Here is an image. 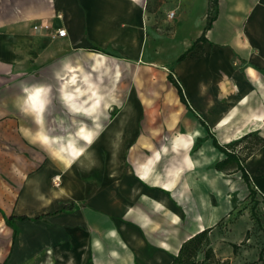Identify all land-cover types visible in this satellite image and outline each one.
I'll return each mask as SVG.
<instances>
[{
    "label": "crops",
    "instance_id": "crops-1",
    "mask_svg": "<svg viewBox=\"0 0 264 264\" xmlns=\"http://www.w3.org/2000/svg\"><path fill=\"white\" fill-rule=\"evenodd\" d=\"M217 4L197 41L209 0H0V264H170L244 194L213 137L264 138V0Z\"/></svg>",
    "mask_w": 264,
    "mask_h": 264
},
{
    "label": "trees",
    "instance_id": "trees-1",
    "mask_svg": "<svg viewBox=\"0 0 264 264\" xmlns=\"http://www.w3.org/2000/svg\"><path fill=\"white\" fill-rule=\"evenodd\" d=\"M217 1L218 0H209L206 26L202 32V35L197 39V41L204 40L206 30L211 26L212 21L216 18L218 6ZM193 46L194 45H192L190 49H192ZM94 49L102 51L98 48ZM186 54L187 52L180 55L178 60L184 59ZM252 137H256L255 139L257 143L254 144V142H252V145L249 146L248 141ZM213 145L225 156L223 159L214 163V168L218 171H229V173L240 171L241 178L250 190L249 196L251 198V194L253 196L255 191L254 188L250 186V178L243 166V163L252 155L254 151H256L259 147L264 146V138L259 136L257 131H254L246 133L241 138L229 142L223 146L219 145L216 139L213 137ZM262 203L264 205V198H262ZM20 219H24V217H20ZM221 220L214 226L205 228L184 240L181 243L177 253L173 256L170 264H229L228 259L220 260V258L216 256L211 246L210 233L213 227L217 226ZM248 238L249 230L245 232L244 240L241 243H243L245 239L247 240ZM229 245L231 246L233 253H236L239 245L236 243H230ZM256 263L264 264V246L260 248Z\"/></svg>",
    "mask_w": 264,
    "mask_h": 264
},
{
    "label": "rangeland",
    "instance_id": "rangeland-1",
    "mask_svg": "<svg viewBox=\"0 0 264 264\" xmlns=\"http://www.w3.org/2000/svg\"><path fill=\"white\" fill-rule=\"evenodd\" d=\"M257 134L260 136V131ZM255 138L252 137L248 141L249 146L252 142L257 143ZM243 188V195L239 193L238 196L237 194L231 196V209L223 216L221 222L213 227L212 239L214 242H221V236H223L228 241L237 243L239 245L235 254L238 258L237 264H259L256 263L257 255L260 248L264 246V205L262 203L264 194L254 187L256 191L250 198V190L246 184ZM247 230H249V238L241 243Z\"/></svg>",
    "mask_w": 264,
    "mask_h": 264
},
{
    "label": "built area",
    "instance_id": "built-area-1",
    "mask_svg": "<svg viewBox=\"0 0 264 264\" xmlns=\"http://www.w3.org/2000/svg\"><path fill=\"white\" fill-rule=\"evenodd\" d=\"M173 15H174L173 12H169V13L167 14V17H168V18H172ZM64 35H65V30H64L63 28H59V29H57V30L52 34V37H53V38H55V37H63ZM54 179L57 180V178H54ZM53 183H54V182H53ZM55 183H56V182H55Z\"/></svg>",
    "mask_w": 264,
    "mask_h": 264
}]
</instances>
